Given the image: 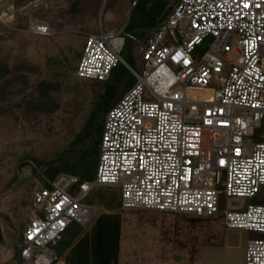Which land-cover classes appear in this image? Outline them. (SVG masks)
Listing matches in <instances>:
<instances>
[{
  "label": "built area",
  "instance_id": "built-area-1",
  "mask_svg": "<svg viewBox=\"0 0 264 264\" xmlns=\"http://www.w3.org/2000/svg\"><path fill=\"white\" fill-rule=\"evenodd\" d=\"M0 20L11 22L12 8ZM34 32L49 35L45 26ZM127 37L136 40L123 30L86 37L78 79L106 81L125 65L136 82L105 116L93 181L60 174L32 191L39 211L23 233L24 264H62L55 248L72 223L89 222L83 200L99 187L117 190L123 210L220 214L226 229L256 235L245 264H264V204L220 210L221 196L254 198L264 190V0H178L139 42L141 74L122 58Z\"/></svg>",
  "mask_w": 264,
  "mask_h": 264
},
{
  "label": "rangeland",
  "instance_id": "rangeland-1",
  "mask_svg": "<svg viewBox=\"0 0 264 264\" xmlns=\"http://www.w3.org/2000/svg\"><path fill=\"white\" fill-rule=\"evenodd\" d=\"M5 5L12 8L13 20L8 23L0 20V64L10 70L7 77L0 80V221L5 232L21 234L16 231L13 207L26 198L28 205L23 210L24 218L28 220L33 210L39 211L33 207L31 196L36 187L43 186L41 167L55 159L80 133L100 92L97 84L78 79L75 74L86 37L101 31H124L134 3L130 0H3L0 16ZM170 5L173 4L170 2ZM138 17V11H135L132 25ZM186 25V21L181 22L178 36ZM38 26L47 27L49 35L35 34ZM133 31L144 39L145 34L137 29ZM206 44L199 46L197 53L202 54ZM132 48L127 45L122 57L141 74L144 62L139 47ZM233 58L232 55L229 61ZM122 66L128 73L115 83L118 89L114 104L130 89V79L134 78L136 82L128 67ZM42 82L52 84L47 102L56 108L48 112L28 110L26 102L32 99L31 93L42 98L37 88ZM102 122L104 125L105 116ZM92 174L89 182L95 177L96 167ZM259 204H264V190L254 198L221 196L220 210L237 211ZM125 212L128 213L122 247L124 264H187L190 245L194 241L191 238L195 237L197 247H202L206 240L214 241L217 234L224 245L203 247L194 263L245 264L247 242L256 237L245 230L226 229L220 214L209 221H205L209 218H202L203 222L191 226L180 214L143 210ZM144 212L152 216V223L146 216L139 217ZM13 245L14 240L7 237L6 246H0V264L15 254Z\"/></svg>",
  "mask_w": 264,
  "mask_h": 264
},
{
  "label": "trees",
  "instance_id": "trees-1",
  "mask_svg": "<svg viewBox=\"0 0 264 264\" xmlns=\"http://www.w3.org/2000/svg\"><path fill=\"white\" fill-rule=\"evenodd\" d=\"M134 7L132 10L131 18L127 26L125 27L124 33L127 35H131L135 37L136 40L131 38L125 39V45L121 54H124L127 45L132 48L139 47V42L144 43L151 37L152 33L159 27V25L165 20V18L172 13L175 6L178 3V0H130ZM170 2L174 5H170ZM135 11H138L140 20L139 22L136 20L134 25H132V15ZM140 21L142 23H140ZM137 29L142 34H145L144 39L139 38L136 33L133 31ZM132 42V44L128 41ZM135 42V43H134ZM140 54V51H139ZM123 58V57H122ZM125 61V60H124ZM126 63H128L126 61ZM129 66H131L128 63ZM128 73V70L120 65L112 75L106 81H92L97 84V87L100 88V92L96 95L94 99L93 105L89 111V114L84 122L82 130L78 133L73 140H71L67 147L57 155V157L41 167V175L43 176V186L48 187L49 183L54 180L60 174H70L78 176L82 181H90L92 178V173L94 168L97 167L98 156H99V145L100 139L103 129V119L106 116L110 107L114 104V96L116 95L118 85L115 84L116 81L125 73ZM8 73H10L9 68L0 64V80L6 78ZM134 78L130 79L129 83L132 87L134 85ZM130 87V88H131ZM38 92L40 94L41 99L38 97H34L33 93L29 96L32 98L26 102L28 110H37L38 112H48L55 110L56 106L49 104L47 101L50 98L48 94L49 88H52V84H45L44 82L38 85ZM34 97V98H33ZM16 177H14V180ZM109 187H100L93 189L89 195L83 200V203L90 206L96 205L104 208L105 210H116L120 209V200L119 195L115 189H103ZM97 189V190H96ZM109 190V191H108ZM91 198L90 201L87 199ZM28 205L26 202V198H22L20 202H18L13 207V212L16 214V231H20L21 234L15 232V234H10L9 232H5L2 228V223L0 221V245L6 246V238L9 237L14 240L15 245L12 247L15 248L16 258L21 259L20 252V244L22 242L23 233L26 229L28 220L24 218V207ZM31 205V201L29 206ZM127 216L128 212H124ZM181 215V219L187 221L188 224L194 226L197 222H203L204 219L198 218L191 215ZM148 222L152 223V216L146 215V212L139 214V217H145ZM212 219H206L205 221H209ZM69 229V228H68ZM68 231V230H67ZM219 234H217L214 238L215 240H206L202 247H197L198 243L196 242V238L192 237L194 241H192V245H190V256L189 262L187 264H193L196 261V256L199 255L201 249L205 246H216L218 244ZM75 238V237H74ZM74 242L73 239L67 241L65 237L63 240L59 242L57 247L55 248L56 254L61 257L65 253V251L71 246ZM188 246V245H187Z\"/></svg>",
  "mask_w": 264,
  "mask_h": 264
},
{
  "label": "crops",
  "instance_id": "crops-1",
  "mask_svg": "<svg viewBox=\"0 0 264 264\" xmlns=\"http://www.w3.org/2000/svg\"><path fill=\"white\" fill-rule=\"evenodd\" d=\"M90 208L91 219L87 224L72 223L66 231L65 239L74 242L60 257L62 264H124L122 247L127 222L124 212L131 210ZM219 241L217 247L223 246L221 237ZM4 263L24 264L22 259L16 258V253L1 262Z\"/></svg>",
  "mask_w": 264,
  "mask_h": 264
},
{
  "label": "snow or ice",
  "instance_id": "snow-or-ice-1",
  "mask_svg": "<svg viewBox=\"0 0 264 264\" xmlns=\"http://www.w3.org/2000/svg\"><path fill=\"white\" fill-rule=\"evenodd\" d=\"M245 7H247V5H245ZM209 123H211V121H209ZM237 152H239V149H237ZM220 163L223 164L224 161L221 160ZM30 238H31V237H30Z\"/></svg>",
  "mask_w": 264,
  "mask_h": 264
},
{
  "label": "bare ground",
  "instance_id": "bare-ground-1",
  "mask_svg": "<svg viewBox=\"0 0 264 264\" xmlns=\"http://www.w3.org/2000/svg\"><path fill=\"white\" fill-rule=\"evenodd\" d=\"M7 16V15H6ZM7 17H9V16H7Z\"/></svg>",
  "mask_w": 264,
  "mask_h": 264
}]
</instances>
